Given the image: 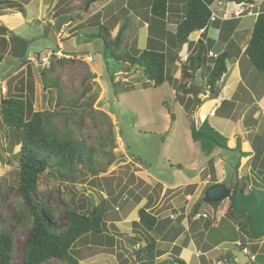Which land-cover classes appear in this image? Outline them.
I'll return each mask as SVG.
<instances>
[{"label":"rangeland","instance_id":"1","mask_svg":"<svg viewBox=\"0 0 264 264\" xmlns=\"http://www.w3.org/2000/svg\"><path fill=\"white\" fill-rule=\"evenodd\" d=\"M11 1L20 2L24 10H21L19 6L8 7L4 2L0 4V11L8 15L0 18V27L12 28V37L17 40V42H14L15 40L12 42L15 45V52L11 53L9 50L11 43L9 47H6V56L0 65V104L6 94H9L11 90L17 92V88L22 86L25 96L32 99L35 110L55 112L53 120L62 130L72 129L77 139L85 141L88 147L94 149V168L98 173L89 172L88 175L81 177L77 185L48 177L47 172L40 180L42 191L37 198L53 205L61 227L68 222L66 204L72 198L77 205L87 202L89 206V197L94 191H104L105 196H108L106 190L108 183H111L116 193L125 189V194H122L123 197L120 200L124 205L117 214L118 217L121 215L124 223H121L122 220L117 223L124 231L131 232L130 222L137 217L138 208L141 207L134 199L127 198L128 190L131 188L139 193L141 191L138 189L141 188L142 193H152L157 199L164 194L166 202L153 209L156 214L161 215L167 210L180 209L181 214L187 216L195 202L205 195L206 186L212 178L220 182L229 179L231 175L236 178L247 175L255 177L252 155L241 159L238 174H236L232 166L236 163L234 155L237 153L228 151H216L215 174H212L213 170L208 167L209 158L202 153L201 148L192 138L191 123L195 120L202 131L228 139L234 137L231 133L233 127L224 128L217 117L211 116L212 107L209 105L200 106L197 113L190 111L185 105L175 100L176 91L171 86V82L155 88L141 71L127 70L126 63L112 58L105 49L103 41L93 36L99 28L97 25H92L91 20L109 0H98L92 3L87 11L88 1L85 3L86 0H71L69 5L74 10L75 22H81L79 26H76L75 22L67 23L69 18L54 19L56 0H43L48 4L46 7L42 0ZM215 7L213 5L214 9ZM244 9L246 11L248 6ZM127 17L126 20L120 19V22L124 23L131 18L130 27L122 45L139 36V32L141 44L143 29L140 28V21L135 20V15L129 14ZM103 20L104 18L100 22L104 23ZM108 25L111 36L114 37L120 24L118 22L114 26ZM1 42L0 39V47H2ZM60 42L63 43V49L60 48ZM60 50H63L65 56L54 54ZM48 51H52L53 54L50 57V64L45 65L42 64L41 59L49 53ZM24 52H27L25 60L28 63L21 60ZM210 52L209 56H216L214 52V55ZM209 64L211 65V62ZM208 67L204 65L201 71L200 77H203L204 83L203 75L207 74ZM253 71L255 75L251 76L250 84L254 87L264 86L263 75L255 68ZM55 78L59 79L62 88L70 98L79 95L86 88L83 86V82L86 81L90 85V90H85L87 94L83 96V101L94 99L93 107H77L73 110L62 106L57 102L56 89L46 88V83ZM239 94H248V92L240 89ZM249 96L251 98L252 95L249 94ZM164 100L175 111V121L171 119L169 108L163 104ZM225 105L229 106L230 103ZM261 106L253 105L250 113L258 110L262 114L264 108L261 109ZM242 111V107L236 110L235 117L240 116ZM259 112L256 113L259 114ZM261 114L259 115L260 122L264 124V114ZM204 120L207 124L202 127ZM241 125V123L235 124L239 133L245 131ZM261 129L263 131L264 126H261ZM9 131L2 121L0 107V139L2 145L9 149L3 161L0 162V227L4 217H8L11 226L14 227L16 217L26 207L24 198L15 188L20 146L18 143L10 144L13 142L8 139ZM15 131L19 136V130ZM245 139H247L246 133ZM235 143L237 144L236 138ZM251 144L249 151L254 149L253 143ZM242 147V150L244 147L248 149L245 144ZM178 163L182 165L181 168L174 166ZM133 175L138 180L137 184L131 180ZM141 178L146 181L143 186L139 182ZM253 178H250L252 182ZM189 183L196 185V190L192 194L188 193ZM163 184L168 187L165 191ZM127 185H129L128 188ZM247 188L249 189L250 186ZM143 195L146 194L143 193ZM186 199L190 200L189 203L185 202ZM228 205L229 199H225L219 206L205 203L202 212L208 214L209 219H219ZM107 215L109 218L116 217L113 209ZM235 219L232 217L224 219L225 221L220 222L216 227L205 226L207 218L199 221L202 225V232L197 235L196 239L190 236L188 242L192 243L193 241L190 240L195 239L194 243L200 246V250H206V253L202 258L192 257L190 264H208L209 258L212 264H218L220 261L228 262V255H232L231 253L238 257V264H264V236L254 240L250 239L235 226ZM108 226L110 232H115V229L111 227L112 224ZM28 233L29 230L26 229L17 233L11 264H24L23 249ZM136 234L142 237L144 244L148 239H155L157 231L147 233L142 231ZM91 235L94 234L81 238L74 250L78 249L82 251V254L86 253L84 243L86 239L92 238ZM126 235L130 239L133 234ZM122 237L123 235L120 234L117 247L110 254L104 250L100 252L105 254L104 257L112 263L123 264L120 257L122 256L127 258L126 264L130 260L128 264H133L134 258L127 250L129 244ZM235 240L247 245L248 252L237 246ZM165 244L161 242L159 247L162 248ZM252 244L256 245L253 249ZM256 249L260 257L253 260L251 256L255 254ZM97 250L98 248L89 249L88 256H94ZM74 254L76 255L75 252ZM77 256L83 259L82 256L78 254ZM100 258H97L94 263L102 264ZM84 261L86 262V260L80 261V264H88ZM47 264L65 263L54 261Z\"/></svg>","mask_w":264,"mask_h":264},{"label":"trees","instance_id":"2","mask_svg":"<svg viewBox=\"0 0 264 264\" xmlns=\"http://www.w3.org/2000/svg\"><path fill=\"white\" fill-rule=\"evenodd\" d=\"M88 0L85 1V3ZM142 0H129L127 6L122 8L118 13L113 14L110 19L104 23L100 22L101 13L94 15L91 20L92 25L98 26V31L93 36L99 37L108 54L120 60L127 65V70H139L143 73L155 88H158L166 82H171L176 90V101L185 105L190 111L197 112L198 108L203 104L200 93L194 95L193 87L196 85L198 73L202 71L204 65L209 66L207 74H205V88L197 85L200 92L208 94L210 100L217 102L221 94L220 82L228 71L227 61L232 58L233 54L229 50L218 51L215 57H207L210 49H216V41L213 39H199L197 42L189 40L191 34L196 31L203 30L210 23L218 25L219 20H212L213 11L211 9L215 0H149L145 9L137 7V3ZM237 4L242 2H254L259 0H232ZM6 3L8 7H16V3L11 0L1 1ZM260 3V2H259ZM264 4L254 9L259 11L250 39L244 51V56L249 63L264 77ZM21 10H24L21 7ZM69 5V0H60L56 6L54 18H67L71 16L74 20L73 12ZM139 17L142 22L148 23V46L144 49L138 48L137 37L131 41H126L122 45L126 32L130 27L131 18L124 23L121 22L117 34L112 37L110 24L114 26L120 22L121 18H128V15ZM4 15L0 11V16ZM174 17L176 30L168 29L169 20ZM70 18V17H69ZM90 19V18H89ZM80 24H78L79 26ZM12 31L7 26L0 27V39L2 47H0V65L2 64L6 54V47L9 46L7 37ZM167 39V43L164 42ZM15 40V41H14ZM11 41L17 42L11 36ZM185 43L189 44L190 52L186 60L180 58V50ZM10 52H15V45L12 43ZM27 52L22 54L21 60H25ZM72 60V59H71ZM181 64L178 65L177 62ZM73 61V60H72ZM211 62V66L210 63ZM180 68L181 74L179 78L174 77V71ZM84 90L75 97H68L62 88L59 79L55 78L51 82L46 83V88L56 89L57 102L62 106L72 108H92L94 99L91 101H83L86 91L90 90V85L83 82ZM86 90V91H85ZM163 104L169 108L172 121H175L176 114L166 100ZM225 102L218 108L216 113L224 109ZM1 117L3 123L9 128L8 139H11L12 145L18 143L20 150L18 151L17 165V186L15 187L25 200V209L16 217L14 227L8 217H4L2 226L0 227V264H11L15 252V240L17 233L26 229L29 230L28 236L24 243L23 262L24 264H47L59 261L65 264H80L77 254L81 257L84 255L80 250H74L76 243L84 236L90 234L92 238L86 239L85 243H92L88 249L96 248L98 245H106L114 247L115 236L108 232V223L112 218L108 217V212L112 203L121 204L122 194L125 189L116 193L111 183L107 184L108 196L104 191H94L89 197V206L87 202L77 205L74 199L66 204L68 222L65 226H60L57 212L52 204L43 202L37 198L41 193L40 180L46 173L48 177L57 178L64 182L77 185L82 176L90 173L96 174L98 171L94 168V149L88 147L86 142L75 137L72 129L62 130L53 120L55 112L35 110L32 99L25 96L24 88H17V92L10 91L1 99ZM214 108V107H213ZM234 112V108L228 111L229 116ZM249 120V119H248ZM206 120L203 126H206ZM249 124V121H246ZM208 128V125H207ZM206 128V129H207ZM13 129L19 130V136ZM191 134L195 143L201 148L202 153L209 158L208 167L215 174L216 151H228L229 153H237L235 157L236 163L232 166L238 172L240 161L243 157L252 155L253 170L255 177L248 175L243 177L248 191L258 189L264 191V129L260 133H250L249 138L252 139L255 153L242 150L241 138L237 137V145L231 148L228 144V138L221 135H213L204 132L196 124L195 120L191 123ZM8 148L2 145L0 139V162L3 161ZM13 162V161H11ZM14 163V162H13ZM179 168L181 164H175ZM253 178V182L250 180ZM132 182L137 184L138 180L135 175L131 178ZM140 185H144L145 181L139 180ZM219 181L212 178L205 189L218 183ZM129 185L126 187L128 188ZM188 193L194 192L196 185H190ZM135 191L134 188L128 190L127 198L134 199L136 203L146 195L150 194L149 202L139 209V221H134L135 229L144 232L157 231V236L163 241H174L183 232L186 231L182 221L185 217L189 218L192 238L197 237L202 231H195L196 228H202L199 221L208 219L205 226L216 227L224 219L236 218L235 226L239 228L250 239L254 240L264 236V234L256 235L250 228V217L248 213H237L233 210L232 202L225 209L224 215L220 218H211L201 215L194 219L198 213H203L202 209L206 202L205 195L199 198L193 205L188 215L181 214L177 219L171 217L160 218L153 212L150 205L153 204L152 193ZM145 195V196H146ZM223 201L213 202L219 206ZM115 211V210H114ZM116 212V211H115ZM238 217V218H237ZM109 218V220H108ZM197 230V229H196ZM136 231V233H137ZM140 233V232H139ZM186 234L190 236L189 232ZM123 236L127 237L126 234ZM156 236V238H157ZM148 239L146 243L136 249V262L138 264H161L157 262V258L162 256L165 251L158 248L157 239ZM132 243L142 242V237L132 235L130 237ZM239 242L238 240H235ZM241 242V241H240ZM84 243V244H85ZM244 250L247 245L241 242L237 245ZM252 249L255 244H252ZM258 248V247H257ZM110 250V249H108ZM76 253V255L74 254ZM252 259L257 260L260 256L257 249ZM228 255L229 264H238L235 254ZM174 263L186 264L182 259L176 258ZM124 264V263H123Z\"/></svg>","mask_w":264,"mask_h":264},{"label":"crops","instance_id":"3","mask_svg":"<svg viewBox=\"0 0 264 264\" xmlns=\"http://www.w3.org/2000/svg\"><path fill=\"white\" fill-rule=\"evenodd\" d=\"M70 1L71 0H69V2ZM128 1L129 0H109V1H107L101 7L102 9L97 11L99 14L101 13L100 20H102V18H104L103 21L105 22L106 20L110 19V17L113 14L118 13L122 8L127 6ZM14 2L17 5L16 7L19 6V7L24 8V6L21 5L20 2H18V1H14ZM59 2H60V0H56L55 8ZM259 2L261 3V5L264 4V0H259ZM42 3H44L45 7L48 6V4H46V2L43 0H42ZM148 3H149V0H142L141 2L137 3L138 4L137 7L141 8V9L142 8L145 9V7L148 5ZM213 5L216 6L215 9L213 8ZM245 7H246V2H242V4H237L235 1H232V0H215L211 6V9L213 11V14L216 15V19L219 20L218 25H215L213 22L210 23L207 28L200 30V31H196L193 34H191L189 40L192 42H197L199 39L208 40V38H209V39H213L214 41H216V43H217L216 49H210L206 53L207 57H211V56H209L210 51H212L216 54L218 51L229 50L233 54L232 58H230L227 61L228 71L223 76V78L220 82V86H221L222 90H221L219 100H217V102L210 100L208 97V94H206L204 92H200V88L197 85L204 87V88L206 87L205 83L203 82V77L202 78L200 77L201 72L198 73V77H197V82H199V83H197L193 87V90H194L193 96H195V94L198 95L200 93V96L202 97V101H203V104L201 106H203V105L208 106L209 105L212 107V111L214 109L218 108L223 102H225V104L230 103L229 106L224 105L225 107L223 110H221V112H218V113L215 112V114L211 115V116L217 117L220 120L221 124L224 125V128L230 129L231 127H233V130L231 131V133L234 135V137H231L228 139V144L231 148H234L237 145L235 143V138L237 139L238 136H241L240 138L244 139V140L241 139V146H244V144H245V146L248 149H245V147H244L243 150L248 152L249 148L252 147V144H251L252 140H250V138L248 139L249 134L250 133H257V132L260 133L262 130L261 126H264V124H262V121L260 122L259 115L261 113L258 110H255L253 113H250V110L252 109L253 105H256V104L259 106L262 105L261 109L264 108V86H262V87L255 86L254 87L250 84V81L252 79L251 76L253 74L255 75V73L253 71L254 67L249 63L248 59L244 56V51L247 47L248 41L250 39L251 31L253 29V26L255 24V21H256L259 13H256L257 9H253L251 12L245 11V12L240 14L241 9L245 8ZM11 8H13V7H11ZM3 16H8V15L7 14L1 15L0 18ZM69 17H67V18H69V22H67V23H70V24L74 23L75 20H71V16H69ZM54 19H56V18H54ZM61 19H63V18H61ZM58 20H60V19H58ZM135 20L140 21V26H141L140 28L143 29L142 30V37H141L142 38L141 44H140V32H139V36H136L137 40H138L137 45H138L139 49H144L148 46V35H149L148 23L142 22L141 19L139 17H136V16H135ZM75 23H76L75 24L76 26H78V24H81V22H75ZM119 24H121V22H119ZM167 27L170 31L176 30L174 17L171 20H169V24ZM8 28H10V27H8ZM10 30H12V28H10ZM11 36L12 35L7 34L5 37H7L9 44L11 43V46H12ZM163 40L165 43H167L166 38H164ZM11 46H10L9 50H11ZM60 48L63 49V43H61V42H60ZM189 52H190L189 44L185 43L183 45V47L181 48L180 53H179L182 61L187 59ZM181 60H180V63L177 62L178 65L182 63ZM178 73H179V75H178ZM180 74H181V70H180V68H177L174 71V77L179 78ZM171 86L174 87V85H172V84H171ZM174 89H175V87H174ZM240 89L246 90L248 92V94L240 95L239 94ZM249 94L252 95L251 98H250ZM203 96H205V97L203 98ZM245 96L248 100L245 98ZM175 99H176V97H175ZM243 100H245V101L243 102ZM261 103H263V104H261ZM240 107L243 108L242 114L238 117H235L236 110H238ZM199 108H198V110H199ZM231 108H234V112L231 116H229L228 111H230ZM198 110H197V112H198ZM256 112H259V114ZM246 121H249L250 123L247 124ZM231 122H233L234 124H230ZM237 123L242 124L241 125L242 129L245 130V131H243V133L238 132V130L235 126V124H237ZM256 124H259V125H256ZM240 132H242V130ZM245 133L247 134V139H245ZM249 152L255 153L254 149H253V151H249ZM157 183L160 184L161 182H157ZM189 184L192 185L194 183H189ZM148 185H150V184H148ZM167 188L168 187L164 185V191ZM195 190H196V188H195ZM149 198H150V195H146L140 200L139 203H136V204L143 207L149 202ZM186 201L189 203L190 200L186 199L185 202ZM165 202H166V199H164V194L162 195V197L160 199L153 197V204H151L150 207L153 210L156 207L162 206ZM188 203H186V204H188ZM112 204L113 205H111L110 210L113 209V213L116 215V217L113 216V218L111 220L107 221V223L109 225L112 224L111 227L113 229H115V232H110L109 228H108L109 234H111V235L114 234V236H115V242H114L115 245L113 247V249H114L117 247V244L119 242L118 238H119L120 234L124 235V234H131L132 233L133 235H136L137 230L135 229L133 222L139 221V219H140L139 218V209L141 207L138 208L137 217H135V219H133L130 222L131 232H127V231H124V229L122 227H120V224L117 223V222H120L121 220H122L121 223L122 224L124 223V219L121 217L120 213H119V215L121 218L118 217V215H117L118 211L121 210L123 205L120 206L121 204H116V203H112ZM178 211H180V209L167 210V211H164L163 213H161V215L160 214H157V215L160 218H166L168 216L170 217L174 213H178ZM180 215H178L175 219H177ZM182 223L185 226L186 231L189 232V234L191 236L192 232L190 229L189 218L185 217L183 219ZM196 229H195V231L202 230V228H200V227L196 228ZM186 231L183 232L176 240L171 241V242L170 241H163L161 237L157 236L156 239L158 241V248L165 251V253L162 256L157 258L158 263L169 264L170 262L176 260V258H179V259L184 260L186 262V264H190L192 257L198 256L199 258H202V256H204V254L206 253V250H204V251L200 250V248H199L200 246L198 247L197 244L194 243L195 239H193V240L191 239L190 241H193V242L189 243L188 241H189L190 236H188L186 234ZM139 232L141 233L140 229H138L137 233H139ZM191 237H193V236H191ZM122 238L125 239V241H127L129 244V247L127 248V250L130 252L132 258H134L133 264H138L136 262L135 252H136L137 248H139L140 246L143 245V243L137 242L135 244V243H132L131 239H129L125 236H123ZM161 242L166 243L164 245V247H162V248L159 247V244ZM84 245L86 247L85 250L87 252L83 253L84 257L80 261L86 260V262L84 261V263L95 264L94 261L97 258L101 257L100 263H102V264H104V263L117 264V263H112L111 260H109L108 258L106 259L104 257L105 254L100 252L101 250H104L105 252L110 254V252L113 250L112 247H107L106 245H104V246L98 245L96 247V249L98 248V250L96 251L94 256L89 257L88 256L89 255L88 254V251H89L88 248L90 246H92V243L88 242V243H85ZM236 245H237V243H236ZM134 247L136 249H133ZM108 249H110V250H108ZM194 253H196V255ZM207 254L209 255V253H207ZM120 257L122 258L123 263L126 264V262L128 261L127 258H123L122 256H120ZM236 259H238V257ZM207 261H209L208 264H212L211 258H209V260H207ZM130 262H131V260L128 263H130Z\"/></svg>","mask_w":264,"mask_h":264},{"label":"water","instance_id":"4","mask_svg":"<svg viewBox=\"0 0 264 264\" xmlns=\"http://www.w3.org/2000/svg\"><path fill=\"white\" fill-rule=\"evenodd\" d=\"M97 1L88 0L86 11L92 3ZM237 181L239 182V177H237ZM246 188L245 185L232 191L225 181H221L208 187L205 200L208 203H213L229 199L235 212L249 214L251 231L256 235L264 234V191L258 189L247 191ZM169 264L180 263L170 262Z\"/></svg>","mask_w":264,"mask_h":264},{"label":"built area","instance_id":"5","mask_svg":"<svg viewBox=\"0 0 264 264\" xmlns=\"http://www.w3.org/2000/svg\"><path fill=\"white\" fill-rule=\"evenodd\" d=\"M246 6H248V9H247L246 11H250V12H251L254 8L259 7V6H260V3H259L258 1L248 2V3L246 2ZM243 12H245V9H244V8L241 9L240 14L243 13ZM215 19H216V15L213 14V15H212V20H215ZM48 52H49V53L41 59V60H42V64H45V65L50 64V57L52 56L53 53H52V51H48ZM210 53H211L212 55H214L212 51H211ZM54 54L57 55V56H65V55L63 54V51H62V50H60L59 52H55ZM216 56H217V54H216ZM215 112H216V109H214L213 111H211L210 114H211V115H214ZM262 113L264 114V109H263ZM180 214H181V212L178 211V213H174V214L171 215L170 217L173 218V219H175V218H176L178 215H180ZM201 215H203V216L206 217L208 214H206V213H198V214H196V215L194 216V219L199 218ZM237 245H241V242H240V241L237 242ZM244 251H245V252H248V249L245 248ZM252 257H254V256H252ZM218 264H228V262H226V261H221V262H219Z\"/></svg>","mask_w":264,"mask_h":264},{"label":"flooded vegetation","instance_id":"6","mask_svg":"<svg viewBox=\"0 0 264 264\" xmlns=\"http://www.w3.org/2000/svg\"><path fill=\"white\" fill-rule=\"evenodd\" d=\"M263 111V110H262ZM236 173V171H235ZM238 174V172H237ZM229 188L234 191L237 188H241L246 185V182L243 180V176L239 177V182L237 181V178L231 175L229 179L225 180ZM248 191V190H247Z\"/></svg>","mask_w":264,"mask_h":264},{"label":"clouds","instance_id":"7","mask_svg":"<svg viewBox=\"0 0 264 264\" xmlns=\"http://www.w3.org/2000/svg\"><path fill=\"white\" fill-rule=\"evenodd\" d=\"M256 13H259V11L257 10V12ZM221 262V261H220ZM229 264V263H228Z\"/></svg>","mask_w":264,"mask_h":264}]
</instances>
